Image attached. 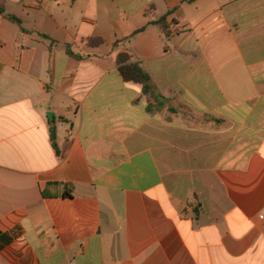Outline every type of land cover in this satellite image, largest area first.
Here are the masks:
<instances>
[{
    "label": "crops",
    "instance_id": "crops-1",
    "mask_svg": "<svg viewBox=\"0 0 264 264\" xmlns=\"http://www.w3.org/2000/svg\"><path fill=\"white\" fill-rule=\"evenodd\" d=\"M3 6L0 264H264V0Z\"/></svg>",
    "mask_w": 264,
    "mask_h": 264
},
{
    "label": "trees",
    "instance_id": "trees-1",
    "mask_svg": "<svg viewBox=\"0 0 264 264\" xmlns=\"http://www.w3.org/2000/svg\"><path fill=\"white\" fill-rule=\"evenodd\" d=\"M0 14H5V8L3 6V0H0ZM8 18L11 20L21 24L20 19H18L14 15H8ZM161 28L168 33L169 32V25L167 24V18L164 17L157 22ZM143 30V29H142ZM142 30L137 31L135 34L141 32ZM67 52L71 57L76 59H83L81 55L74 53L72 47L70 45L67 46ZM118 64H119V72L121 77L126 82H134L143 86V92L146 96H149L151 99L155 101L158 105V108H162L165 106V99L164 97L158 93L151 76L147 73V71L142 67L139 62L132 61V56L127 53H122L118 57ZM149 110L152 112L151 107ZM57 153H59V149L57 148ZM44 196L46 195L45 192L43 193ZM70 196V195H69Z\"/></svg>",
    "mask_w": 264,
    "mask_h": 264
},
{
    "label": "water",
    "instance_id": "water-1",
    "mask_svg": "<svg viewBox=\"0 0 264 264\" xmlns=\"http://www.w3.org/2000/svg\"><path fill=\"white\" fill-rule=\"evenodd\" d=\"M52 117V115H50Z\"/></svg>",
    "mask_w": 264,
    "mask_h": 264
}]
</instances>
